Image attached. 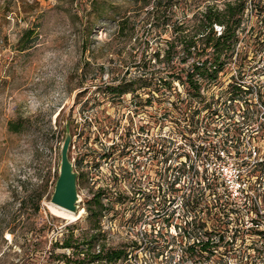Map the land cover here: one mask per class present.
Listing matches in <instances>:
<instances>
[{
    "label": "rangeland",
    "instance_id": "374dc122",
    "mask_svg": "<svg viewBox=\"0 0 264 264\" xmlns=\"http://www.w3.org/2000/svg\"><path fill=\"white\" fill-rule=\"evenodd\" d=\"M102 1L0 0V264H67L55 259L54 254L59 251L70 254V248L57 247L54 243H60L69 230L73 235H84L85 207L98 187L104 191L102 197H128L123 202L110 201L113 207L100 217L101 227L107 230L104 241L108 244H128L137 226L161 224V214H154V207H160L161 199L158 195L141 196L144 192L155 193L162 175L161 161L152 151H147L144 154L147 158L135 156L141 165L131 163L130 158L121 155L119 142L129 138L132 154L143 141H161L172 125L169 115L173 113L170 103L173 93L166 90L158 95L144 86L116 93L109 86L128 80H135L131 86H136L141 79L145 81V73L136 65L141 49L146 44L148 50L164 45L165 39L173 37V26L167 23L155 29L143 23L137 3L130 0H104L100 5ZM206 1L222 5L225 0H201ZM247 2L245 27L239 33L236 52L228 57L216 81L203 88L207 99L212 98L213 104L220 107L218 114L224 115H214L206 138L199 137L196 141V136L191 144H185L199 171L203 169L202 161L205 162L209 139L213 137L220 144L221 138L224 142L230 139L227 150L240 161L247 147L246 130L258 114V103L264 102V21L263 11H259L264 0ZM191 13L192 10H187L186 16ZM128 15L126 22L117 23ZM176 15L181 18L179 10ZM187 24L184 30L191 27ZM25 28H30L31 38L19 49V35ZM216 29L220 31V25ZM172 84L183 95V87L176 80ZM238 91V100L225 101L228 111L221 110L224 100ZM149 93L155 97L144 103ZM204 113L208 110H203ZM246 122L249 124L244 125ZM12 124L18 129H11ZM139 127L144 128L143 132ZM65 132L70 135L67 156L75 173L77 208L81 209L75 219L56 216L48 207ZM108 151V156L101 157ZM178 159L187 161L183 155ZM127 166L133 169L132 174L122 173ZM183 168L180 169L182 181L188 185L192 165L188 163ZM208 182L216 183L215 197L204 195L209 193L206 188L204 197H199L196 204L191 203L193 208L187 215L197 219H206L207 215L205 228L213 237L223 234L212 245L215 252L203 264H218L217 261L234 264L241 246L250 250V254L244 250L247 259L243 260L248 263L254 240L249 231H244L247 224L245 219L240 221L239 206L228 202L219 181L210 178ZM201 184L206 181L201 180ZM139 187L142 193L137 190ZM187 199L185 204L189 208L192 197ZM102 202L108 203L105 198ZM210 206L212 209L206 214ZM165 208L174 210L173 223H182L185 205L181 197H170ZM140 213L144 217L140 218ZM43 223L47 226L36 230ZM71 223L75 225L66 227ZM161 227L164 235L174 236L170 244L172 251L166 253H174L176 259L178 245L186 239L171 225ZM152 261L157 260L152 258Z\"/></svg>",
    "mask_w": 264,
    "mask_h": 264
},
{
    "label": "trees",
    "instance_id": "16d2710c",
    "mask_svg": "<svg viewBox=\"0 0 264 264\" xmlns=\"http://www.w3.org/2000/svg\"><path fill=\"white\" fill-rule=\"evenodd\" d=\"M130 1L137 3V8L141 15L140 20L143 23H147L148 26L157 29L160 25L170 23L173 26V37L165 39V44L160 47L154 46L148 50L149 46L146 44L141 49L142 53L136 65L145 73V81L141 79V82L136 86H131V83L135 80H128L114 86L108 85L109 89L112 92L121 93L128 90L133 91L136 87L144 86L148 91H157L158 95H163L167 90V93H173L174 96L173 100L170 101L173 104V113L169 115L172 123L171 128L161 138V141L152 143L143 141L135 149V152L130 154L132 145H130L128 138L119 142L120 153L121 155H126L127 158H130L131 163L134 161L137 165L141 164L136 162L135 156H144L147 151H152L153 156L161 161L162 175L161 180L158 181L155 187V193L151 195L144 192L141 196L155 197L158 195L161 199L160 209L161 211L163 210L161 219L165 221V224L172 220L174 212L173 209L167 211V208H165L166 203L170 201V197L177 196L182 198L185 212L183 221L179 224L181 231L178 233L186 241L178 248L181 257L180 262L189 261V264H203V262H208L210 255L215 252L212 245L216 244V241L221 236L223 238V234L220 233L213 237V234L205 228L206 220L208 219L207 215L206 219H201L200 217L197 219L195 215L196 219L195 217L189 218L187 215L189 214V209L193 208L191 203L194 201L196 204L199 197H204V195L215 197L216 183L208 182L210 177L206 171L204 169L199 171L195 167V163L192 162L191 154L186 150L185 144H191L189 142L195 140L196 136L198 137L196 141L199 137L206 138V133L211 130L210 128L215 118L214 115H220L218 114L220 107L213 104L212 98L207 99L203 88H205V84L216 81L218 72L226 65L228 57H231L233 52H236V45L240 38L239 33L245 27L244 17L247 9V0H225L222 5L216 1L202 3L201 0ZM100 3V5H103L104 0ZM259 8V11H263L261 16L264 21V5H260ZM177 10H179L181 18L176 15ZM187 10H192L189 17L186 16ZM128 17L129 15L119 18L117 23L126 22ZM184 19H192L193 22L192 24H187ZM186 24L191 26L188 30H184ZM216 25H220V31L216 29ZM30 36V28H25L21 31L19 49L25 47V44L31 38ZM257 49L254 48L253 50L257 51ZM161 71L163 72L160 73ZM174 80L183 87V95L175 91L172 84ZM154 97L152 93L147 94L144 103H148ZM205 109L208 110V113L202 114ZM223 110H226L224 104ZM10 128L13 130L18 129L13 124L10 125ZM139 128L140 132H143L144 128ZM209 146L213 149L212 144ZM109 154L110 151L104 153L101 157L105 158ZM180 155H183L187 161L178 159ZM147 156L144 157L147 158ZM188 163L192 165V175L191 179H189V184L186 185L187 181H182L180 169H184L183 167L185 164L188 166ZM132 170V168L127 166L123 168L122 173L129 175L133 173ZM193 175L196 176V179ZM201 180L206 181V184L202 185ZM206 188L209 190L208 194H204ZM137 190L142 193L140 187ZM103 194L102 188H96L90 197V203L85 207L87 229L83 232L84 235L81 237L73 235L72 231L69 230L66 236L61 237L60 243H54L57 247L70 248V254L59 251L54 254L55 259L62 260L67 264H112L125 256L127 245L135 244V239H130L128 244L116 242L111 245L106 240L104 241L106 239V230L101 229L100 217L105 210L113 207V204H109L110 201L123 202L128 197L122 196L108 199L107 197H102ZM188 197H192V201L189 202V208L185 204ZM102 198L107 200L108 203L106 205L102 202ZM35 208H38V201L35 204ZM211 209V206L208 207L206 214ZM229 211L225 215L228 216ZM74 225L75 223H71L67 224L66 227L70 228ZM44 226L47 225L43 223L36 230ZM248 229L254 235H264V231L261 229ZM214 238L215 241L213 243ZM171 240H174L173 236L158 245L157 249L154 250V255L156 256L163 250L171 252L172 247L169 245ZM244 250L250 254V250L241 246L235 255L237 259L234 258V264L254 263L255 259L248 263H246V259L243 260L246 257ZM257 254L264 256V248H259ZM217 262L219 264V261ZM261 263L264 264V260Z\"/></svg>",
    "mask_w": 264,
    "mask_h": 264
},
{
    "label": "built area",
    "instance_id": "2783aa9c",
    "mask_svg": "<svg viewBox=\"0 0 264 264\" xmlns=\"http://www.w3.org/2000/svg\"><path fill=\"white\" fill-rule=\"evenodd\" d=\"M240 88L239 84L238 89ZM250 89L253 90V87H250ZM239 95V91L230 95V97L224 100L223 104L225 105V101L230 103L232 99L235 100ZM258 105H260L259 109H256L258 114L254 117L255 119L251 126L246 130L247 147L245 153L240 156V161H236L232 153L227 150L226 143L230 142V139L224 142L221 138L222 144H220L219 139H215V137L209 139L213 149L210 147L208 155L204 157L205 162L202 161L203 169L208 176L219 181L222 187V193L224 197H227L228 202L230 201L234 203V205L238 204V212H241V216H239L240 221L245 219L244 221L247 224L244 226L245 232L250 230L248 228L261 229L264 231V102H260ZM221 110H223V108ZM227 111L228 106L226 104V112ZM222 115L224 114L220 113V116ZM248 124L249 122H246L244 125ZM154 212L156 216L161 214L162 218L163 210L161 211L160 207H154ZM139 217H144V213H140ZM160 223L161 224H158L156 222L148 227L144 224L137 226L133 232L135 244L127 245L125 256L118 259L116 262H125L126 264H187L189 261L180 262L181 257L179 253L176 255V259H173L174 253L167 254V250L159 252L156 256L154 255V250L157 249V246L173 236L171 233L164 235L161 226L171 225L176 229V233L181 231V228H179L180 223L176 224L170 220L163 225L162 219ZM101 229L105 230L102 227ZM249 232L251 238L254 240L251 243L252 257H250V261L255 259L253 264H259L264 260V256H259L257 250L261 247L264 248V235H254L253 232ZM159 240H161L160 244L158 243ZM170 244L171 242L169 245ZM181 245L179 244L178 247ZM152 258H156L157 261H152ZM244 258L247 259V255Z\"/></svg>",
    "mask_w": 264,
    "mask_h": 264
},
{
    "label": "water",
    "instance_id": "95a60500",
    "mask_svg": "<svg viewBox=\"0 0 264 264\" xmlns=\"http://www.w3.org/2000/svg\"><path fill=\"white\" fill-rule=\"evenodd\" d=\"M69 141L70 135L65 132L59 147L58 173L49 197V204L75 211L77 209L78 195L75 189V173L67 156Z\"/></svg>",
    "mask_w": 264,
    "mask_h": 264
},
{
    "label": "bare ground",
    "instance_id": "6f19581e",
    "mask_svg": "<svg viewBox=\"0 0 264 264\" xmlns=\"http://www.w3.org/2000/svg\"><path fill=\"white\" fill-rule=\"evenodd\" d=\"M48 207H49L51 213H53L56 216L65 218V219H75L81 213V209H79V208H77L75 211H71V210L63 209V208H61L57 205H54V204H49V203H48Z\"/></svg>",
    "mask_w": 264,
    "mask_h": 264
}]
</instances>
